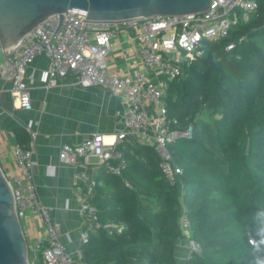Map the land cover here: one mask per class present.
I'll use <instances>...</instances> for the list:
<instances>
[{"label": "trees", "instance_id": "trees-1", "mask_svg": "<svg viewBox=\"0 0 264 264\" xmlns=\"http://www.w3.org/2000/svg\"><path fill=\"white\" fill-rule=\"evenodd\" d=\"M257 2L248 21L225 40L204 42L167 86L170 129L193 127L190 139L168 146L182 190L169 184L153 148L117 146L113 165L123 169L96 181V225L80 248L82 264H264V0ZM15 135L25 148V131ZM182 207L199 250L178 262Z\"/></svg>", "mask_w": 264, "mask_h": 264}, {"label": "built area", "instance_id": "built-area-1", "mask_svg": "<svg viewBox=\"0 0 264 264\" xmlns=\"http://www.w3.org/2000/svg\"><path fill=\"white\" fill-rule=\"evenodd\" d=\"M258 10L257 0H210L203 13L183 16L135 18L122 21H90L87 13L71 10L51 16L28 33L17 46L3 51L0 45V77L11 83V94L19 108L31 109L30 93L25 82L26 72L34 60L45 56L49 62L47 84L71 78L82 89L102 88L113 95H121L123 108L117 113L122 130L115 142L106 143L101 135L76 146L64 145L59 153L63 165L82 167L88 158L98 159L106 172L120 174L123 163L116 147L134 140L154 149L160 170L170 185L182 190V170L175 165L168 146L179 139H190L192 125L185 130H171L166 117L168 84L182 77L183 68L203 53V43L227 39L231 30L248 21ZM140 29L138 57L142 70L133 76L120 77L109 71L107 57L111 40L123 32ZM234 45L227 46L231 52ZM32 140L34 134L29 132ZM33 141L31 148H16L13 152L19 174L9 179L14 209L20 224L29 212L47 224L46 241L40 240L28 251L29 264H78L60 243V229L51 225L46 209L40 203L34 183ZM96 182H87L78 196L82 202L85 224L80 233V248L88 242L89 230L96 225L97 209L93 204ZM128 186V185H127ZM190 223L182 207L180 230L182 246L188 259L199 248L189 240ZM45 243V245H43ZM249 244L255 239L249 236ZM81 251L79 258L81 261ZM82 264V263H79Z\"/></svg>", "mask_w": 264, "mask_h": 264}, {"label": "crops", "instance_id": "crops-1", "mask_svg": "<svg viewBox=\"0 0 264 264\" xmlns=\"http://www.w3.org/2000/svg\"><path fill=\"white\" fill-rule=\"evenodd\" d=\"M139 34L141 30L136 29L112 38L107 57L111 73L124 77L142 70L137 53ZM0 60H3L1 53ZM48 70L45 56L37 57L27 69L29 111L19 108L11 94V83L0 77V169L9 179L19 174L13 152L16 148L30 149L33 141L34 183L40 203L48 212L50 224L59 227L60 243L79 264V240L85 218L78 193L106 170L92 157L83 161L82 167L63 165L59 153L64 145L76 146L96 135H101L106 143H114L122 130L117 116L123 108L122 97L102 88H79L71 78L56 80L49 87ZM16 130H24L28 135L25 148L17 143ZM29 132L34 134L33 140ZM21 229L28 251L34 250L40 240L46 241L48 226L35 213L27 214L21 221ZM176 257L178 262L186 257L183 246L178 247Z\"/></svg>", "mask_w": 264, "mask_h": 264}, {"label": "water", "instance_id": "water-1", "mask_svg": "<svg viewBox=\"0 0 264 264\" xmlns=\"http://www.w3.org/2000/svg\"><path fill=\"white\" fill-rule=\"evenodd\" d=\"M210 0H0V45L19 42L51 16L71 10L87 13L90 21L183 16L203 13ZM0 264H29L28 248L16 217L11 187L0 169Z\"/></svg>", "mask_w": 264, "mask_h": 264}, {"label": "rangeland", "instance_id": "rangeland-1", "mask_svg": "<svg viewBox=\"0 0 264 264\" xmlns=\"http://www.w3.org/2000/svg\"><path fill=\"white\" fill-rule=\"evenodd\" d=\"M203 115L205 116L204 113H203ZM203 115H202V116H203ZM202 116H200V118H202ZM182 243H183V242H178L177 246H178V247H179V246H182ZM38 264H41V262H38Z\"/></svg>", "mask_w": 264, "mask_h": 264}]
</instances>
